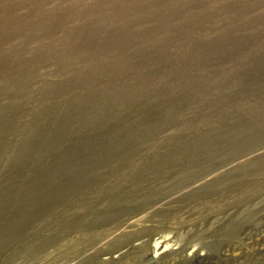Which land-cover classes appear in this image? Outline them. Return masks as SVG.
Masks as SVG:
<instances>
[{"label": "rangeland", "instance_id": "rangeland-1", "mask_svg": "<svg viewBox=\"0 0 264 264\" xmlns=\"http://www.w3.org/2000/svg\"><path fill=\"white\" fill-rule=\"evenodd\" d=\"M0 264H264V0H0Z\"/></svg>", "mask_w": 264, "mask_h": 264}]
</instances>
